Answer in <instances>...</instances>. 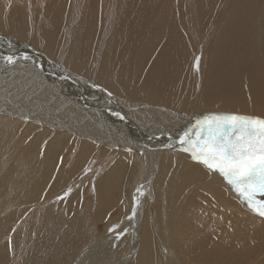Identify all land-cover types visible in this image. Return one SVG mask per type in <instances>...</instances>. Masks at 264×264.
Listing matches in <instances>:
<instances>
[{"label":"rangeland","instance_id":"1","mask_svg":"<svg viewBox=\"0 0 264 264\" xmlns=\"http://www.w3.org/2000/svg\"><path fill=\"white\" fill-rule=\"evenodd\" d=\"M37 1L42 2L43 7L41 17L35 20V16H31L33 11H23L25 8L16 0H0V33L21 37L35 49H44L43 43L47 42L50 49L48 59L55 60L53 62L65 74L63 83L75 78L90 80L91 76H99L104 82L112 79L119 70V58L114 60L117 32L122 25L123 15L132 10L129 3L133 0H81L79 21L82 19V23L76 24L70 35H67L66 24L75 8L74 0ZM233 1L219 0L214 7H199L197 0H174L175 6L170 5L160 12L162 24H166L177 12L183 15L184 30L190 36L185 43L191 47L192 57L195 54L194 65L190 66L199 81L205 73L207 50L221 26L229 19ZM163 2L154 0L149 5L143 1L130 14L127 29L137 37L134 49L143 37L146 22L161 8ZM29 28H36L40 39L31 42L25 36ZM64 36H71L66 51L63 49ZM101 41L106 42L105 47H100ZM83 44L88 45L91 51H83ZM85 55L92 58L83 61L80 57ZM78 58L87 66L80 73L64 68L63 65L72 68ZM197 60L198 68L195 66ZM44 61L38 60L31 64L35 66ZM54 63L53 69L58 72L47 75L58 77L61 72ZM170 68L174 69V66H168L165 71L169 73ZM184 73L188 74L187 71ZM204 80L209 81V77L205 76ZM70 85L75 88L73 83ZM92 91L96 92L94 89ZM173 96L171 104L176 100L187 102L192 94L179 97L178 93H173ZM45 127L43 125V130L34 127L31 131L41 133L40 139L33 140L30 136L20 141L22 137L14 127L0 125V142H6L0 144V264H71L79 260L87 248L91 251L97 246L99 240L120 233L129 221L121 223L132 218L139 203L147 206L144 220L149 211L151 227L141 233L136 247L133 237L128 234L135 229L136 221H130L129 231L114 240L118 242L113 244L115 248L109 264H133L134 256L127 260L131 248L136 249L135 264H264V218L252 212L233 187L227 189L217 183H207L202 187L190 188L191 179L186 183L185 178L189 172L196 170L186 169L190 164L181 161L180 166L188 173L181 176L175 186L172 185L169 199L167 195L157 199L155 194L149 195L151 186H163L170 176L174 178L173 169L177 164L175 157H165V162L161 160L160 168L164 169V175L156 183L149 170L135 171L130 160L116 166L95 146L78 143L75 138V143L71 144L73 150L62 162L65 150L61 149L57 154L60 157L54 160L50 146L60 145L61 141H65L60 134L65 136L69 133L54 132ZM31 145L37 148L30 150L28 146ZM85 146H89V150L84 152ZM68 147L69 143L66 144ZM48 158H52L53 165L45 175L44 166ZM191 165H195L196 169L205 166L201 162ZM86 175L89 178L79 186V178ZM207 177L201 176V181L205 182ZM10 181L11 184H7ZM188 190L191 199H184ZM193 198L196 201H192ZM257 198L264 199V196ZM130 199L133 212L128 209ZM180 201L183 214L173 225L177 236L166 242L159 237V225L164 223L161 222L164 218L162 215L170 218L171 204L177 207ZM191 203L195 205L188 206L191 209L189 212L186 207ZM206 214L222 222L214 224V220H207ZM126 235H129L128 238ZM120 239L124 241L122 245L119 244ZM159 239L163 244H160ZM216 244L219 245L217 251ZM109 246L106 244L105 248ZM162 253L167 255L164 260L161 259ZM225 259L229 261H223ZM88 264L99 263L91 259Z\"/></svg>","mask_w":264,"mask_h":264},{"label":"bare ground","instance_id":"2","mask_svg":"<svg viewBox=\"0 0 264 264\" xmlns=\"http://www.w3.org/2000/svg\"><path fill=\"white\" fill-rule=\"evenodd\" d=\"M16 1L25 8L23 11H33L31 16H35V20L41 17L42 2ZM141 1L149 5L154 2V0H133L129 3L132 10L123 15L122 25L117 32L114 60L119 58V70L116 71L117 75L115 74L107 82L102 81L99 76H91L90 80L75 78L73 81L67 79V83H63L65 74L54 63L55 60L48 59L50 49L47 42L43 43L44 49H35L21 37L0 33V125L5 128L14 127L22 137L19 138L20 141L30 136L33 140L40 139L41 133L31 131L34 127L42 129L43 125L54 132L69 133L72 135L71 143L69 134L65 136L60 134L65 141H61L60 145L50 146L54 160L60 157H57V154L63 149L65 155L61 161L64 162L73 150L71 144L75 143V140L73 141L75 138L78 143L95 146L116 166L130 160L135 171L149 170L155 183L164 175L162 173L164 169L160 168L161 160L165 162L167 159L165 157L173 156L177 161L172 174L174 178L170 176L163 186H151L149 195L155 194L157 199L161 195H167L168 199L171 197L172 185L175 186L178 181L180 182L181 176L188 173L185 172L186 169L196 170L189 172L185 178L186 183L188 179H191L190 188L217 183L221 187L230 189L232 186L219 172L209 171L206 166L201 165V168L196 169L195 165H191L198 161L193 160L191 154L184 151L186 145L181 143V137L187 132L195 139V133L199 132L198 122H202L205 117L212 114H238L264 118V6L262 0L233 1V10L229 19L221 26L207 50V64L201 81L191 67L195 62V54L192 57V49L185 43L190 36L184 30L183 15L177 12L166 24L160 21L161 10L170 5L175 6L174 0H164L161 8L148 19L143 30V37L134 49L137 37L127 29V25L130 14L141 5ZM197 1L199 7H214L219 0ZM139 2L141 3L138 6L133 7ZM74 7L71 14L73 16L67 20V35H70L76 24L82 23V19L79 21L81 0H74ZM202 15L201 13L200 16ZM25 36L31 42L40 39L36 28H29ZM70 39L71 36H64V51L70 46ZM105 46L106 42L101 41L100 47ZM128 48H130L129 52L124 54L123 52ZM82 49L86 52L91 51L86 44L82 45ZM190 55L191 59H189ZM9 57L12 58L11 61ZM80 58L83 61H89L92 57L85 55ZM80 58L74 61L72 68L70 65H63L64 68L80 73L87 67ZM38 60L45 61L35 66L31 64ZM51 62L61 72L58 77L47 75L58 72L53 69L55 67ZM170 65H173L174 69L170 68L167 73L165 69ZM184 71L188 74L185 75ZM205 76L209 77V81L204 80ZM70 83H73L75 88L73 85L68 86ZM93 89L96 92L92 91ZM128 89L131 91L128 92ZM173 93H178L179 97H186L189 94L192 96L187 102L181 103L176 100L171 104ZM67 143L70 144L68 148H66ZM0 144L4 145L6 142L3 141ZM28 148L34 150L37 147L31 145ZM87 150L89 146H85L84 152ZM181 161L188 162L190 167L182 169L179 164ZM52 165V158H48L44 166L45 175L49 173ZM205 175L208 177L203 182L201 176ZM88 178V175L80 177L79 186ZM7 184H11V181ZM190 190L184 195V199L191 197ZM192 201H196L195 198ZM182 202L177 207L171 204L170 218L162 213L164 218L161 222L164 223L158 224L159 237L166 242L177 236L173 225L183 214ZM129 203L128 209L133 212L131 199ZM227 204H229L228 201ZM191 205L195 204L191 203L186 207L189 212L191 209L188 206ZM135 210L132 218L126 219L121 224L136 221L135 229L128 234L133 237L137 247L141 233L151 227L152 218L149 220L148 211L147 219L144 220L147 206L139 203ZM207 220H214V224L222 222L214 219L213 216H208ZM129 222L125 223L120 233L116 235L113 233L99 240L97 246L91 251L87 248L84 251L85 254L71 264H88L91 259L99 264H106V262L109 264L110 255H113V248H115L113 244L118 242L114 240L129 231ZM154 222L156 223L155 219ZM129 235L126 237L128 238ZM123 242L120 239L119 244ZM159 242L163 244L160 239ZM106 244L110 246L105 248ZM77 245L83 248L82 245ZM216 246H218L215 248L217 251L219 245L216 244ZM132 256H134L133 264H135L136 249L134 248L129 250L127 260H130ZM166 258L167 255L162 253L161 259ZM223 261H229V259Z\"/></svg>","mask_w":264,"mask_h":264},{"label":"snow or ice","instance_id":"3","mask_svg":"<svg viewBox=\"0 0 264 264\" xmlns=\"http://www.w3.org/2000/svg\"><path fill=\"white\" fill-rule=\"evenodd\" d=\"M197 128L195 139L187 132L181 137L184 151L209 171L219 172L251 211L264 218V199L257 198L264 196V118L212 114Z\"/></svg>","mask_w":264,"mask_h":264},{"label":"flooded vegetation","instance_id":"4","mask_svg":"<svg viewBox=\"0 0 264 264\" xmlns=\"http://www.w3.org/2000/svg\"><path fill=\"white\" fill-rule=\"evenodd\" d=\"M65 80H66V79H65V76H64V78H63L62 82H63V81H65Z\"/></svg>","mask_w":264,"mask_h":264}]
</instances>
